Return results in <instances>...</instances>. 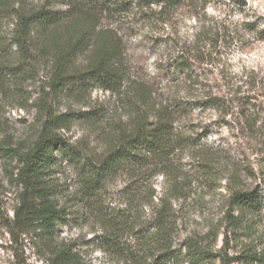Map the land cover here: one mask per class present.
I'll return each mask as SVG.
<instances>
[{
  "label": "rangeland",
  "instance_id": "rangeland-1",
  "mask_svg": "<svg viewBox=\"0 0 264 264\" xmlns=\"http://www.w3.org/2000/svg\"><path fill=\"white\" fill-rule=\"evenodd\" d=\"M28 1L37 6L47 2ZM66 1L81 6L90 2ZM247 1L244 9L229 0H182L168 7H148L135 0H111L107 7L96 3L101 26L123 39L129 74L119 92L95 88L76 98L56 96L50 64L22 58L12 41L14 17L4 19L0 59L8 68H0V146L32 145L49 110L77 117L94 115L92 123L77 120L58 132L85 157L104 155L142 109L140 86L153 91L152 106L181 100L194 108L178 121L179 133L188 143L176 158L186 187L180 197L171 199L177 260L163 261L143 244L144 234L152 230L151 217L169 189L165 175L151 179L155 194L140 207L146 225L141 223L117 241H109L113 229L105 218L124 213L129 178L121 174L97 196L85 197L80 167L59 163L53 172L61 190L57 198L69 215L58 224L55 236L48 238L15 227L23 191L18 178L21 166L17 159L0 155V264H54L61 248H70L86 264H190L182 255L184 241L223 225L237 188L232 174L242 177L244 189L259 188L264 205V0ZM57 8L68 9L67 5ZM182 53L193 65L190 73L177 69ZM195 56L202 61H195ZM245 95L253 99L250 106L241 108L239 98ZM215 98H222L226 105L213 107L219 102ZM222 245L223 235L217 248ZM239 249L235 245L230 252L236 254Z\"/></svg>",
  "mask_w": 264,
  "mask_h": 264
},
{
  "label": "trees",
  "instance_id": "trees-1",
  "mask_svg": "<svg viewBox=\"0 0 264 264\" xmlns=\"http://www.w3.org/2000/svg\"><path fill=\"white\" fill-rule=\"evenodd\" d=\"M135 1L148 7H168L182 0ZM229 1L240 9L248 5L247 0ZM108 2L111 0H90L88 6H81L66 0H47L37 6L28 0H0V29L5 18L14 17V45L22 58L50 64L51 88L57 97H83L95 88L116 93L122 90L129 68L123 39L116 31L100 24L98 9L95 8L99 5L96 3L107 7ZM57 5H67L68 9L59 10ZM2 45L0 32V50ZM179 59L176 61L177 69L192 72L193 65L185 53ZM201 59L194 58L198 62ZM7 65L0 59V68H8ZM2 75L0 72V85ZM241 92L242 86L239 87ZM137 94L143 104L142 109L136 111L128 128L120 132L104 155L85 157L81 149L58 132L69 129L77 120L92 123L96 119L94 115L77 117L72 112L53 114L49 110L32 145L0 146L1 156L17 159L21 166L18 178L23 191L13 221L17 229L27 233L41 232L52 238L58 224L67 219L69 212L58 202L61 190L53 177L54 168L61 162L80 167L85 197L97 196L109 181L121 174L129 178L127 208L122 214L114 213L105 218L113 229L109 241H117L119 235L141 223L146 225L140 207H144L155 194L151 179L163 174L168 179L169 189L151 217L150 226L154 232L150 230L144 234L143 244L146 251L159 255L163 261L179 258L178 250L174 249L175 218L170 212L173 211L171 199L180 197L186 187L176 158L179 150L188 143V138L179 133L178 121L188 109L194 108V104L188 108L187 103L175 100L157 108L151 104L153 91L149 87L140 86ZM215 99L219 102L213 103V107L226 105L222 98ZM251 99L253 97L249 95L240 97L241 108L250 106ZM151 111L154 114L151 115ZM246 117L249 121V116ZM231 180L237 188L230 198L223 225L212 226L205 234L190 236L184 241L185 253L182 255L190 264H264L262 194L257 187L244 189L240 175L232 174ZM221 235L223 245L217 248ZM235 245L240 249L231 254ZM54 259V264H86L70 248L58 250Z\"/></svg>",
  "mask_w": 264,
  "mask_h": 264
}]
</instances>
